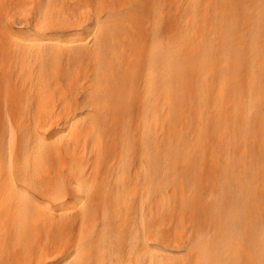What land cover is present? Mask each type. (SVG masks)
<instances>
[{
  "label": "bare ground",
  "instance_id": "1",
  "mask_svg": "<svg viewBox=\"0 0 264 264\" xmlns=\"http://www.w3.org/2000/svg\"><path fill=\"white\" fill-rule=\"evenodd\" d=\"M18 2L0 264H264V0Z\"/></svg>",
  "mask_w": 264,
  "mask_h": 264
},
{
  "label": "rangeland",
  "instance_id": "2",
  "mask_svg": "<svg viewBox=\"0 0 264 264\" xmlns=\"http://www.w3.org/2000/svg\"><path fill=\"white\" fill-rule=\"evenodd\" d=\"M7 1H8V0H6V1H5V0L0 1V2L3 3V5H5L4 7H7V8H8L7 10H6V8L3 9V8H2L3 6H1L2 4H0V6H1V8H0V14H1V16H2V19H1V18H0V19L3 20L4 23H5V22L7 21V19H6V21H5L4 18H3V16L7 18V16H9V14H10V15H11L10 17H12V18H14V19H17V20H15V23L19 22V25L16 24V25H17V26H16L15 23L13 22L14 20L11 19V18H10V20H12V21H9V20H8L9 22H8V23H5V24H3V21H2L0 24L5 25L7 28H12V29L18 30V29H20L19 27H22V21H23V18H22V19L19 18V17H20V14H19V9H18V7H17L18 4H20V2H18L19 0H15L16 2H15L14 0H11V1L15 2V3H13V2L11 3L10 1H8V2H10V3L8 4V5L10 6V8H9V6L6 5V3H8ZM17 3H18V4H17ZM12 4H13L14 7H15V5H16V8H14L13 6H11ZM19 6H20V5H19ZM11 7H12L13 9H11ZM4 10H6V11H8V12L5 11V13H4ZM17 11H18V12H17ZM2 12H3V13H2ZM11 12H12V13H11ZM2 14H3V15H2ZM4 14H8V15L5 16ZM18 19H19L20 21H19ZM12 22H13V23H12ZM7 24H9L10 27H9ZM12 24H13V25H12ZM14 25H15V26H14ZM16 27H17V29H16ZM65 36H66V34H62L61 38H64ZM67 37H69V38H74L75 36H73V35L70 34V35L66 36V38H67ZM7 50L9 51L8 48H7ZM11 50H12V49H11ZM11 50H10V52H8L9 54H6V55H12L13 53L11 52ZM0 51H1V50H0ZM1 52H2V51H1ZM1 52H0V57H2ZM4 54H5V53H4ZM2 58H4V57H2ZM2 58H1V61H0V62H1V65H3V64H2V61H3L4 65L2 66V69H3V70L0 68V72H1V70H2V72H4V71L7 70L6 68H10V67H11L10 70H12L13 68H12V65H11V64H10V67H4V66H7L8 63H7V65H5L6 63H5L4 59H2ZM1 65H0V67H1ZM8 66H9V65H8ZM4 69H6V70H4ZM7 71H8V73H9V75L6 77V75H7L6 73H7ZM7 71H6V73H4V74H5V79L8 80V81H10V80L13 78L12 81H13V83H14L15 85H14V84H12V85H13V86H17V83H16V81H15V79H14V78L16 77L15 74L13 73V74H14V77H13V74H12L13 71H10V72H9V69H8ZM10 73L12 74V76H11ZM4 74H3L2 76L0 75L2 81H5V79L3 80V78H2V77L4 76ZM11 77H12V78H11ZM9 78H10V80H9ZM1 80H0V92H1V89H2V92L0 93V95H2V94L4 93V92H3V86H4V85L2 86V84H1V83H2ZM14 81H15V82H14ZM9 83L11 84V82H9ZM10 84H8V85H9V88H10V87L13 88V86H11ZM1 87H2V88H1ZM9 88H8V89H9ZM11 88H10L9 92H10V91H13ZM8 89H7V90H8ZM13 89H14V91H15V90H16V87L13 88ZM4 91H5V89H4ZM14 91H13V92H14ZM10 93H11V92H10ZM1 99H2V98H1ZM0 114H1V113H0ZM1 115H2V114H1ZM2 117H3V116H2ZM1 120H2V118H1V116H0V123H1Z\"/></svg>",
  "mask_w": 264,
  "mask_h": 264
}]
</instances>
